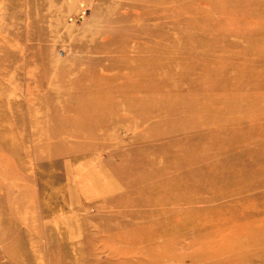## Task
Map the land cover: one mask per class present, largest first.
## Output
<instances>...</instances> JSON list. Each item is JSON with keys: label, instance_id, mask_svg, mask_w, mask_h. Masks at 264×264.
Masks as SVG:
<instances>
[{"label": "rangeland", "instance_id": "374dc122", "mask_svg": "<svg viewBox=\"0 0 264 264\" xmlns=\"http://www.w3.org/2000/svg\"><path fill=\"white\" fill-rule=\"evenodd\" d=\"M263 202L264 0H0V264H264Z\"/></svg>", "mask_w": 264, "mask_h": 264}, {"label": "bare ground", "instance_id": "6f19581e", "mask_svg": "<svg viewBox=\"0 0 264 264\" xmlns=\"http://www.w3.org/2000/svg\"><path fill=\"white\" fill-rule=\"evenodd\" d=\"M203 113V112H202ZM201 116V115H200ZM206 116V115H205ZM208 116V115H207ZM241 129V128H240ZM243 130V129H242ZM126 131H128L131 135L130 136H134L135 134H133L132 132H131V130L130 129H126ZM247 132V131H246ZM162 133V132H161ZM240 133V132H239ZM133 134V135H132ZM152 134V133H151ZM137 135V134H136ZM160 135L161 134H159V136L158 137H160ZM243 177H241V179H242ZM242 188V189H241ZM238 187L237 189H232V190H228V191H226V192H224V194H230V195H232L233 196V198H232V200H231V202L232 203H234L235 204V206H239V205H245V209L244 210H246V214H249L248 212L250 211V210H253L252 208H254V206L256 207V208H254V210L255 209H257V210H259L257 207H258V200H260V199H258V198H260V196H257V195H254V196H252V195H246V194H242V192L241 191H243L245 188L244 187ZM223 194V195H224ZM262 195V194H261ZM262 199V198H261ZM259 203H261V202H259ZM264 203V202H263ZM243 205V206H244ZM257 205V206H256ZM264 205V204H263ZM248 207V208H247ZM261 207V206H260ZM242 209V208H241ZM243 210V211H244ZM253 210V211H254ZM244 213V212H243ZM242 213V214H243ZM245 214V215H246ZM244 216V215H243ZM253 217H257V216H253ZM229 221H231V220H229ZM256 222L258 223V224H260L261 225V227H263L264 228V208L260 211V214L258 215V217L256 218ZM236 224V223H235ZM240 225V224H239ZM238 225V226H239ZM217 259H219V258H217ZM218 263H220V262H218Z\"/></svg>", "mask_w": 264, "mask_h": 264}]
</instances>
